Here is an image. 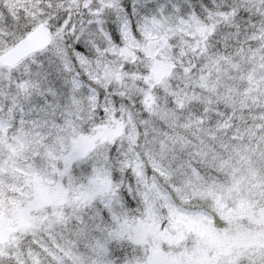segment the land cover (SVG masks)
Listing matches in <instances>:
<instances>
[{
	"label": "snow or ice",
	"instance_id": "1",
	"mask_svg": "<svg viewBox=\"0 0 264 264\" xmlns=\"http://www.w3.org/2000/svg\"><path fill=\"white\" fill-rule=\"evenodd\" d=\"M0 264H264V0H0Z\"/></svg>",
	"mask_w": 264,
	"mask_h": 264
}]
</instances>
